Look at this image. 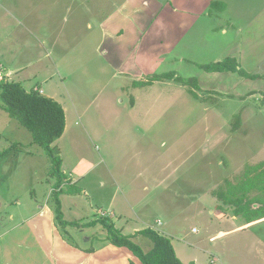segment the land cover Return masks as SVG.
<instances>
[{
	"label": "rangeland",
	"instance_id": "374dc122",
	"mask_svg": "<svg viewBox=\"0 0 264 264\" xmlns=\"http://www.w3.org/2000/svg\"><path fill=\"white\" fill-rule=\"evenodd\" d=\"M35 1L28 0L25 8H19L18 0H0V64L10 69L18 64L20 77L27 82L22 85L24 90L34 86L63 108V140L53 146L63 147L59 156L67 175L79 179L84 174L77 187L85 182L90 187L89 198L67 200L65 217L80 226L99 219L96 210L105 211L107 205L98 198L107 195L97 183L103 178L107 181V168L114 181L109 185V195L123 203L136 191L128 186L143 183L133 177L137 165H151L150 172L156 174L167 160L180 163L190 159L196 165L191 173L203 187H185L178 194L182 199H203L205 203L200 209L188 203L181 215L179 210L170 213L172 217L165 215L167 220L173 219V226L170 233L162 235L170 240L178 259L183 264H264V247L252 248L250 231L218 237L219 232L239 223L230 220L231 206H223L222 217L217 205L223 203L215 196L227 190V183L237 184L248 169L264 163V83L257 81L264 75V0H215L222 10L210 7L194 28L176 36L170 27L166 34L174 41L166 47L169 54L162 63L154 62L157 67L150 71H109L103 61L80 52L74 59L61 57L48 44L39 43L47 34L60 40V20L53 30L44 26L48 12L35 10L39 8ZM36 17L42 22L37 28L32 26ZM150 47L149 42L143 44V52ZM225 59L236 60L241 71L259 78L208 74L200 67ZM168 73L185 81L196 79L197 88L175 80L157 81L151 87L138 84L137 89L132 85L137 79L145 83L155 75ZM9 80L16 79L11 76ZM161 114L165 117L160 123L148 121ZM12 145L15 147L4 156ZM0 155V163L5 166L3 175H7L5 168L12 166L8 180L14 185V199L34 208L48 197L50 203L46 177L50 164L44 152L31 144L30 133L3 110L1 100ZM202 155L208 158L209 170L200 167ZM52 182L53 191L55 180ZM66 186L72 185L66 181ZM33 190L36 197L31 196ZM101 192L105 194L99 195ZM256 194L252 191L249 197ZM151 198L150 193L144 194L138 206ZM34 199L35 203L31 201ZM150 215L155 217L156 211L150 210ZM114 220L117 226L123 224ZM134 220L132 226H141V221ZM84 228L71 229L75 233L72 242L81 248L95 245L99 240L94 237L105 233L100 227ZM133 242L145 252L152 246L142 237Z\"/></svg>",
	"mask_w": 264,
	"mask_h": 264
},
{
	"label": "crops",
	"instance_id": "0c3cea01",
	"mask_svg": "<svg viewBox=\"0 0 264 264\" xmlns=\"http://www.w3.org/2000/svg\"><path fill=\"white\" fill-rule=\"evenodd\" d=\"M18 1L19 8H25V4L28 3V0ZM214 1L36 0L35 7L39 8L35 10L42 9L44 12H48V16L43 22L44 26L53 30L54 23L60 20V34L58 35L60 40L55 38L53 34H47L39 43L48 44L50 49L56 50L61 54V57L68 55L67 57L74 59V55H77L78 52L86 56L90 54L88 57L92 60L98 58V60L103 61L102 65L107 66L109 71H150L157 67V63H162L169 54L166 47L173 45L171 41L174 40L167 36L166 31L171 27L176 32V36H179L181 31L194 28L202 18L207 16L210 4ZM40 23L42 22L36 17L32 26L37 28ZM148 42L151 44L150 50L146 48V51L143 52L142 45ZM180 59L184 60V58ZM0 60L2 62L3 58ZM18 67L16 64L10 69L0 64V76L7 78L9 82L19 83L22 86L27 82L25 78L20 77L22 69ZM11 76L16 80H9ZM262 76L263 79L257 81L264 83V75ZM5 79H1L0 82L5 81ZM26 79L29 80V78ZM141 82L143 81L138 79L133 81L134 89H137L138 87L135 85ZM31 88L33 91L39 90L34 86ZM31 88L25 91L30 92ZM163 117L165 115L161 114L158 118H149L148 121H154L157 124L164 119ZM62 140L63 137L54 144H58ZM57 147L59 155L62 156V145V148L59 145ZM193 156L195 157V155ZM202 156L203 164L201 163L200 167L202 171L209 170L211 166L208 158L206 155ZM61 161V171L66 177L64 192L59 198L61 210L64 220L67 223H74L65 217V203L68 199L89 198L90 187L86 182L85 184L82 183L81 187H77L84 174L81 178L74 179L72 174L67 175L64 172V162L62 159ZM166 162V164L159 166L160 170H157L156 174L150 172L151 165H137L136 177L134 175L133 177L136 181L142 179L143 183L139 185L130 184L128 187L134 188L136 191L124 198L123 203L109 195V185L114 181L112 175L109 174L110 169L107 168L108 174L105 176L107 181L103 178L97 183L99 188L103 189L102 192H106V194L101 192L99 195H107L98 198V200L101 199L99 202H106L107 205L105 211H101L100 208L96 210L99 218L102 216L113 222L115 227L121 230L125 236L134 235L144 229H151L159 234H168L173 226V219L167 220L166 214L172 217L170 213L174 214L179 210V215H181L188 203L200 209V205L205 203L203 199L194 201V198L188 201V199H182L178 194V190L185 187H203V185L198 184L191 173L196 171L195 163H191L190 159L181 160L180 163L178 161L170 162V160ZM4 167L0 163V264H141L128 249L117 248L105 242V233L102 237H94L99 242H96L95 245L91 243L90 248H81L72 242L75 233L71 229L80 230L84 226L87 227L84 229L100 227L104 231L100 223L93 222L98 218L89 220L90 215L85 216L89 220L88 223L82 226L67 227L66 231L70 240L65 239L55 226L51 204L48 202L49 197L45 198L42 205L35 208L20 204L17 198L14 199L11 195V187L14 188V185L9 183L8 179L12 166L5 168L4 174L6 172V176L2 172ZM46 177L48 180L45 179L44 181L47 180L50 185L49 194L51 195L52 178ZM66 181H69V185L79 188L81 193L69 194L65 192L69 188L66 186ZM116 181L119 182L117 176ZM146 193H150L153 198L139 207L138 205L142 203L141 197ZM31 196L36 197L34 190ZM31 201L35 203V199ZM97 202H95V207H97ZM217 206H220L219 212L224 217V205L218 203ZM150 210L156 211L155 217L150 215ZM149 217L150 219H148ZM229 217L230 220L239 224L219 232L218 237H225L234 232L250 231L248 236L252 242V248L263 250L264 219L246 224L241 217L234 215H229ZM114 219L122 221L123 224L117 226ZM134 219L141 221V226L138 224L132 226ZM227 220L224 219V222ZM157 222H160V225H157ZM86 241L91 242L92 240L86 238Z\"/></svg>",
	"mask_w": 264,
	"mask_h": 264
},
{
	"label": "trees",
	"instance_id": "16d2710c",
	"mask_svg": "<svg viewBox=\"0 0 264 264\" xmlns=\"http://www.w3.org/2000/svg\"><path fill=\"white\" fill-rule=\"evenodd\" d=\"M219 4V2L214 1L210 4V7H218L222 10V6ZM200 67L208 74L230 73L247 80L259 78L257 75L253 76L241 71V67L234 59H225L223 62ZM164 80H175L182 86L197 88L196 79L185 81L175 78L172 73L155 75L147 82L140 83V86H150L154 82ZM0 100L7 115L12 119H16L30 133L31 144L39 147L46 156L50 164L48 176L55 180L53 191L50 195L54 223L63 237L70 240L66 229L69 226L75 227L76 224L67 223L63 217L59 198L64 192L65 175L61 171L62 161L59 156V150L53 146L61 138L65 130L63 108L57 102L42 96L38 91L26 92L19 83L9 81L0 82ZM238 126L239 123L236 121L234 126L236 130ZM14 147L15 145H12L3 155L5 156ZM227 187L226 191L220 192L215 196L224 206L233 207L232 214L235 217H241L246 224L264 219V163L248 169L243 174L240 182L235 185L227 183ZM252 191H256L257 194L254 197H249ZM65 192L80 194L81 190L70 186ZM217 209L221 210L220 207ZM93 222L100 223L102 226L106 234L105 242L117 248L128 249L141 264H183L178 259L170 240L156 231L144 229L134 235L125 236L121 233V230L115 227L113 222L105 217H100L96 222ZM137 237L150 241L151 248L145 252L140 245L133 242Z\"/></svg>",
	"mask_w": 264,
	"mask_h": 264
},
{
	"label": "built area",
	"instance_id": "2783aa9c",
	"mask_svg": "<svg viewBox=\"0 0 264 264\" xmlns=\"http://www.w3.org/2000/svg\"><path fill=\"white\" fill-rule=\"evenodd\" d=\"M156 224H157V225H160V222H157Z\"/></svg>",
	"mask_w": 264,
	"mask_h": 264
}]
</instances>
